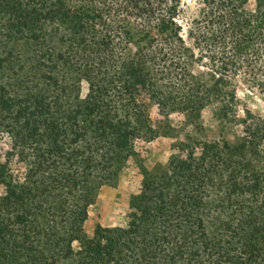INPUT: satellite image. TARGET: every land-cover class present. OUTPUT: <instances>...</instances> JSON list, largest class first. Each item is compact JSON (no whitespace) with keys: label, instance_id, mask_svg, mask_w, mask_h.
Listing matches in <instances>:
<instances>
[{"label":"trees","instance_id":"trees-1","mask_svg":"<svg viewBox=\"0 0 264 264\" xmlns=\"http://www.w3.org/2000/svg\"><path fill=\"white\" fill-rule=\"evenodd\" d=\"M203 4L185 26L183 0H0V264H264V117L240 116L237 95L241 78L264 96V0ZM14 42L52 90L32 87ZM152 105L194 131L144 179L127 224L89 236L99 186L160 135ZM207 107L241 126L252 160L205 138Z\"/></svg>","mask_w":264,"mask_h":264},{"label":"rangeland","instance_id":"rangeland-1","mask_svg":"<svg viewBox=\"0 0 264 264\" xmlns=\"http://www.w3.org/2000/svg\"><path fill=\"white\" fill-rule=\"evenodd\" d=\"M257 0H249V7L254 8ZM205 5L203 0H183V23L191 24L194 18H199ZM45 36L57 42V37L62 30L60 23H48L43 26ZM11 46L22 55L25 66L24 74L30 76L33 88L52 90L45 77L40 76L44 71L38 69L35 57L18 42ZM198 71L199 67H195ZM36 71V72H35ZM82 92L88 89V82L82 81ZM239 99V115L244 116V109L248 108L253 113L264 117V96L257 90L250 89L240 78L237 88ZM151 119L154 127L160 131V135L151 141H141L138 150L141 160H131L122 171L120 177L101 184L97 191L95 204L90 207L89 217L85 223V233L89 236L94 234L97 226H125L131 213L133 197L142 188L144 179L148 175L161 173L169 163L170 158L176 153L174 146L186 140V136L193 133L194 125L192 118L179 112L163 115L156 105L151 107ZM201 121L205 126L204 136L208 140L216 139L229 141L232 157L238 160H252L250 152L242 156L236 149V143L241 140V126L231 122L221 121L214 117L213 109L207 107L202 111ZM9 138L6 133L0 132V155L7 150Z\"/></svg>","mask_w":264,"mask_h":264}]
</instances>
